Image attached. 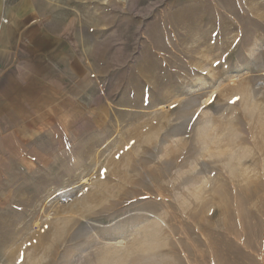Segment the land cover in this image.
Masks as SVG:
<instances>
[{"label": "rangeland", "instance_id": "rangeland-1", "mask_svg": "<svg viewBox=\"0 0 264 264\" xmlns=\"http://www.w3.org/2000/svg\"><path fill=\"white\" fill-rule=\"evenodd\" d=\"M51 2L75 65L0 154V264H264V0Z\"/></svg>", "mask_w": 264, "mask_h": 264}, {"label": "crops", "instance_id": "crops-1", "mask_svg": "<svg viewBox=\"0 0 264 264\" xmlns=\"http://www.w3.org/2000/svg\"><path fill=\"white\" fill-rule=\"evenodd\" d=\"M76 40L71 8L51 0H0V154L39 130L46 119L43 98L56 95L73 70Z\"/></svg>", "mask_w": 264, "mask_h": 264}, {"label": "snow or ice", "instance_id": "snow-or-ice-1", "mask_svg": "<svg viewBox=\"0 0 264 264\" xmlns=\"http://www.w3.org/2000/svg\"><path fill=\"white\" fill-rule=\"evenodd\" d=\"M218 63V62H217ZM216 98L213 97L211 100H209V103L212 104L213 101L215 100ZM240 99L239 96H236V97H233V99L230 101L231 103L235 104L238 100ZM173 107H176V105H173ZM197 117H199V113H196L195 114Z\"/></svg>", "mask_w": 264, "mask_h": 264}, {"label": "bare ground", "instance_id": "bare-ground-1", "mask_svg": "<svg viewBox=\"0 0 264 264\" xmlns=\"http://www.w3.org/2000/svg\"><path fill=\"white\" fill-rule=\"evenodd\" d=\"M121 262H122V259L116 260L115 264H122Z\"/></svg>", "mask_w": 264, "mask_h": 264}, {"label": "built area", "instance_id": "built-area-1", "mask_svg": "<svg viewBox=\"0 0 264 264\" xmlns=\"http://www.w3.org/2000/svg\"><path fill=\"white\" fill-rule=\"evenodd\" d=\"M2 21H3V22H7V19H4V18H3Z\"/></svg>", "mask_w": 264, "mask_h": 264}]
</instances>
